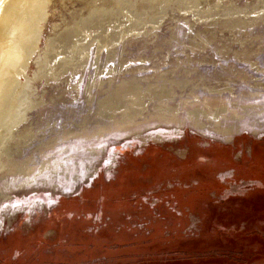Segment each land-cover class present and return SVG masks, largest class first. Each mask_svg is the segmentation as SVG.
<instances>
[{"label":"rangeland","instance_id":"obj_1","mask_svg":"<svg viewBox=\"0 0 264 264\" xmlns=\"http://www.w3.org/2000/svg\"><path fill=\"white\" fill-rule=\"evenodd\" d=\"M165 1L104 28L82 18L118 0L51 1L26 68L39 103L0 150V264H264V6L232 30ZM165 78L190 81L99 114L118 83Z\"/></svg>","mask_w":264,"mask_h":264},{"label":"bare ground","instance_id":"obj_2","mask_svg":"<svg viewBox=\"0 0 264 264\" xmlns=\"http://www.w3.org/2000/svg\"><path fill=\"white\" fill-rule=\"evenodd\" d=\"M52 0H0V150L6 155L11 153L12 143L3 148V145L15 136L16 130L25 122L27 115L38 103V99L34 97L36 88L33 80L38 78L37 72L30 75L26 73L34 53L40 48V41L43 37L46 21L50 16L49 6ZM154 3L165 0H152ZM166 0L165 2H167ZM174 2V0H171ZM181 2L182 8L191 5L198 7V15H213L212 22L206 27L223 26L225 28L244 29L252 25L256 20L251 12L264 6V0H229L221 2L220 0H175ZM153 5L152 2L148 3ZM117 5L101 6L94 8L90 14L82 18L83 26L90 27L97 25L104 28L115 14H120L122 8H127L129 12L135 15H142L138 12L136 4L133 0H118ZM121 8V9H120ZM137 10V11H136ZM238 11H244L243 19L237 18L233 20L234 14ZM195 14L196 18L198 17ZM233 17V18H232ZM187 22L194 25V21L188 17ZM136 26V21H131ZM77 30L67 28L60 33V36L47 42L49 46L53 44L57 52H68L71 43L76 35ZM108 37H100L101 40H108ZM75 41V40H74ZM44 55L49 53L45 48ZM51 54V53H50ZM40 63V62H39ZM59 65V64H58ZM40 74H47L48 69L44 64L40 65ZM24 76V79H21ZM40 77V78H43ZM166 81L162 85L153 84L149 87L143 86L137 79L118 83L112 89L106 91V96L98 100V112L101 116H106L114 112L123 102L132 97L138 99L144 97L147 93L154 98L162 99L163 96L169 95L170 89L175 86L183 88L187 82L176 81L171 78H165ZM187 85V84H186ZM195 85L192 82L190 92H195ZM45 101V100H44ZM39 107V106H38ZM220 112V111H219ZM203 111L199 108L190 111V114L198 116ZM230 128H225L228 132ZM27 129L19 132V139L23 138L27 142L32 135ZM229 133V132H228ZM19 139L18 142L20 141ZM20 142L18 143L19 147ZM17 145V144H16Z\"/></svg>","mask_w":264,"mask_h":264}]
</instances>
